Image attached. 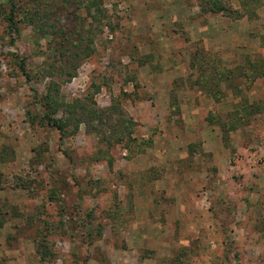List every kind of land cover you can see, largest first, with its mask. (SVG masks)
Returning a JSON list of instances; mask_svg holds the SVG:
<instances>
[{"label":"rangeland","instance_id":"obj_1","mask_svg":"<svg viewBox=\"0 0 264 264\" xmlns=\"http://www.w3.org/2000/svg\"><path fill=\"white\" fill-rule=\"evenodd\" d=\"M91 1L0 0V264H264V0Z\"/></svg>","mask_w":264,"mask_h":264},{"label":"trees","instance_id":"obj_2","mask_svg":"<svg viewBox=\"0 0 264 264\" xmlns=\"http://www.w3.org/2000/svg\"><path fill=\"white\" fill-rule=\"evenodd\" d=\"M200 1V7H201V10L203 11H213V10H222V11H229V8L226 7L223 3L219 2L218 0H199ZM92 5H95V7L97 8V13H100V8L98 7L99 6V2H97V0H92L91 3H89L85 9H86V14H88L89 16H91V18H94L93 15L90 14V11H89V7L92 6ZM11 8H12V4H10ZM27 16V15H26ZM7 19H9V21H11V17H10V13L8 14V17ZM261 74V72H260ZM45 104V103H44ZM48 109V114L45 115V118L47 120V123L51 126H55L58 130H62L63 127H64V123H57L55 121H52L51 118H50V112H53L54 111V107L52 105H49L48 103H46L45 105ZM74 126V129L76 128L77 126V123H74L73 124Z\"/></svg>","mask_w":264,"mask_h":264},{"label":"built area","instance_id":"obj_3","mask_svg":"<svg viewBox=\"0 0 264 264\" xmlns=\"http://www.w3.org/2000/svg\"><path fill=\"white\" fill-rule=\"evenodd\" d=\"M103 31L107 38L111 37L109 29L106 26L103 27ZM90 69H91V65L88 61H83L77 67L75 75L71 78L70 83H68L69 85L72 86L73 89L72 94H74L76 91L83 90V86L88 78Z\"/></svg>","mask_w":264,"mask_h":264},{"label":"crops","instance_id":"obj_4","mask_svg":"<svg viewBox=\"0 0 264 264\" xmlns=\"http://www.w3.org/2000/svg\"><path fill=\"white\" fill-rule=\"evenodd\" d=\"M1 128H4V125H2V127ZM5 130H6V128H5ZM3 131H4V129H3ZM4 138L1 136V134H0V143H1V141L3 140Z\"/></svg>","mask_w":264,"mask_h":264}]
</instances>
